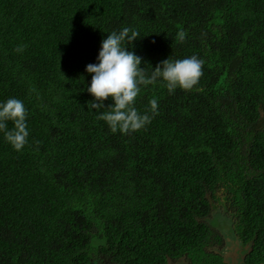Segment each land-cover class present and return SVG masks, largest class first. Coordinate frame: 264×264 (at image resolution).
<instances>
[{
    "label": "trees",
    "instance_id": "trees-1",
    "mask_svg": "<svg viewBox=\"0 0 264 264\" xmlns=\"http://www.w3.org/2000/svg\"><path fill=\"white\" fill-rule=\"evenodd\" d=\"M123 27L139 31L125 46L147 75L169 57L205 63L191 90L141 85L135 106L151 114L155 98L158 113L114 133L85 69ZM9 97L30 135L16 151L0 133V264L201 257L217 208L264 251V0H0Z\"/></svg>",
    "mask_w": 264,
    "mask_h": 264
},
{
    "label": "clouds",
    "instance_id": "clouds-1",
    "mask_svg": "<svg viewBox=\"0 0 264 264\" xmlns=\"http://www.w3.org/2000/svg\"><path fill=\"white\" fill-rule=\"evenodd\" d=\"M186 35L184 31L177 33L181 41L185 40ZM139 37V31L130 27L113 30L102 39L97 62L86 65V72L91 74V81L87 85V92L93 96L91 108L98 112V118L104 120L114 133L138 131L150 124L158 113V100L155 98L150 101L151 114L141 112L135 106L141 85L163 80L169 93H174L177 88L193 89L203 75L205 61L197 55L176 60L169 57L160 61L152 68L151 75H147L145 68L141 67L143 58L125 46V42L131 44ZM17 51L22 52L23 48L18 47ZM109 98L112 103L105 106ZM9 122L12 127H9ZM0 133L16 151H21L28 143V109L22 99L9 97L0 100Z\"/></svg>",
    "mask_w": 264,
    "mask_h": 264
},
{
    "label": "flooded vegetation",
    "instance_id": "flooded-vegetation-1",
    "mask_svg": "<svg viewBox=\"0 0 264 264\" xmlns=\"http://www.w3.org/2000/svg\"><path fill=\"white\" fill-rule=\"evenodd\" d=\"M224 213L215 210L205 219L211 231L204 241L201 257L189 259L185 254L174 259L167 255L165 264H264V251H259V248L255 251V238H246L242 234L240 225H237L240 224L238 217L233 219ZM225 226L227 229L224 231ZM93 264L118 263L111 256L101 254Z\"/></svg>",
    "mask_w": 264,
    "mask_h": 264
},
{
    "label": "rangeland",
    "instance_id": "rangeland-1",
    "mask_svg": "<svg viewBox=\"0 0 264 264\" xmlns=\"http://www.w3.org/2000/svg\"><path fill=\"white\" fill-rule=\"evenodd\" d=\"M215 210H218V211H221L219 208H217V209H215ZM223 213V212H222ZM225 214V213H224ZM226 215V214H225ZM223 225H225V224H223ZM227 228H226V226H225V229H224V231L226 230Z\"/></svg>",
    "mask_w": 264,
    "mask_h": 264
}]
</instances>
